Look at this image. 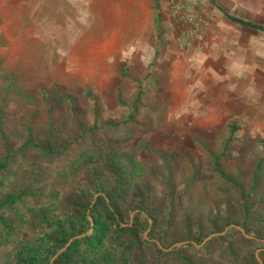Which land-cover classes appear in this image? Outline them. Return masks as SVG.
I'll return each mask as SVG.
<instances>
[{
    "label": "rangeland",
    "instance_id": "rangeland-1",
    "mask_svg": "<svg viewBox=\"0 0 264 264\" xmlns=\"http://www.w3.org/2000/svg\"><path fill=\"white\" fill-rule=\"evenodd\" d=\"M219 14L211 0H0V113L13 146L24 144L29 133L42 142L54 132V147L62 150L51 165L49 182L63 188L93 186L87 171L92 163L107 160L106 151L128 160L131 168L139 162L164 174L170 169L178 183L177 218H143L136 215L140 206L148 202L159 214L168 190L163 179L142 171L143 190L136 191L123 213L125 222L138 227L147 255L138 264H184L183 256L195 264H264V244L253 247L255 260L244 256L233 263L217 240L230 226L219 225L201 239L188 234L181 213L182 204H199L212 212V219L224 205L216 199L214 208L213 190L219 187L210 180V156L203 142L219 151L228 126L240 121L238 141L223 166L246 183H251L262 153L264 130L250 129L258 113L254 122L247 109L238 108L242 113L233 116L225 108L221 114L214 107L213 75L203 80L198 34ZM236 85L239 97L246 92L262 96L264 89L262 83ZM67 94L73 96L77 116ZM262 110L260 105L254 108L259 114ZM94 124L113 128L93 130L70 144ZM102 193H95L93 203ZM193 208L190 217L200 216L202 209ZM158 247L172 253L162 254ZM14 248L5 247L2 257L8 258Z\"/></svg>",
    "mask_w": 264,
    "mask_h": 264
},
{
    "label": "trees",
    "instance_id": "trees-1",
    "mask_svg": "<svg viewBox=\"0 0 264 264\" xmlns=\"http://www.w3.org/2000/svg\"><path fill=\"white\" fill-rule=\"evenodd\" d=\"M231 18L256 30H264V25H256L234 16ZM160 19L158 15V27ZM67 96L72 102V112L77 116L73 96ZM93 99L96 101V98ZM134 115L135 111H132L130 117ZM80 123L83 124L82 121ZM3 125L4 115L1 111L0 145L3 154L0 155V264H138L139 260H145L147 255L138 234V227L123 219L125 207H129L128 203L136 191L143 190V181L140 180L145 174L143 172L163 179L168 191L164 203L159 206L161 209H157L161 214L150 206L152 204L144 202L140 206L142 210L136 215L144 218L145 214H152L155 221L163 216L169 220L177 218L178 195L175 190L178 183L173 180L170 169L164 174L154 165L145 166L139 162L131 168L128 160L122 159L123 157L113 151H106L107 160L94 161L87 171L93 186L84 190L75 183L72 187L63 188L57 181L49 182L52 179L49 175L51 165L58 160L62 150L54 147L51 140L54 139V132L47 135L42 142L36 141L29 133L24 144L14 147L12 138ZM112 126L98 127L94 124L90 131L85 130L70 144L83 140L88 133L90 136L93 130L103 131ZM239 129L238 123L228 126L219 151L203 142L210 156V180H215L219 187L213 190V205L215 208L216 199H220L224 205L215 212L212 219V212L199 204L197 206L202 212L198 217H190L189 211L193 205H181L188 234L202 239L219 225L230 226L217 240L220 241L222 254L233 263L243 260L244 256L255 260L253 247L264 244V176L261 175L264 170V138L260 142L262 153L257 156L251 183L236 178L223 166V160L238 141L235 134ZM66 146L69 147L68 144ZM260 180L262 187L259 190ZM99 191L103 193L93 203V197ZM233 224L242 226L254 237L245 236ZM90 229L93 231L89 232ZM79 234L83 235L74 239L65 251L60 252L72 237ZM151 242L149 243L157 245ZM9 245H15V248L8 258H3L2 250ZM158 250L162 254L172 253L161 247ZM183 258L184 264H195L189 256Z\"/></svg>",
    "mask_w": 264,
    "mask_h": 264
},
{
    "label": "crops",
    "instance_id": "crops-1",
    "mask_svg": "<svg viewBox=\"0 0 264 264\" xmlns=\"http://www.w3.org/2000/svg\"><path fill=\"white\" fill-rule=\"evenodd\" d=\"M211 1L221 10V14L210 25L205 22L203 32H199L198 36L204 50L200 56L201 71L205 75L203 80L208 79L207 75H213L210 82L214 84V107L221 109V114H224L225 108H230L233 116L242 113L238 108L243 111L247 109L245 113L251 117V122L258 113L260 118L256 117L255 121L260 124L254 122L250 129L264 130V89L262 96L247 92L240 97L236 94V84L246 88L254 83L264 85V30H256L231 18L234 16L264 25V0ZM238 99L243 101L238 102ZM259 105L263 109L260 114L254 111L255 106ZM234 123L240 125V121Z\"/></svg>",
    "mask_w": 264,
    "mask_h": 264
},
{
    "label": "water",
    "instance_id": "water-1",
    "mask_svg": "<svg viewBox=\"0 0 264 264\" xmlns=\"http://www.w3.org/2000/svg\"><path fill=\"white\" fill-rule=\"evenodd\" d=\"M213 235H215V234H213ZM81 236H82V235H78V236L72 237V238L69 240V242H68L67 245H69L74 239H76V238H78V237H81ZM67 245H66L61 251H63L64 249H66Z\"/></svg>",
    "mask_w": 264,
    "mask_h": 264
}]
</instances>
